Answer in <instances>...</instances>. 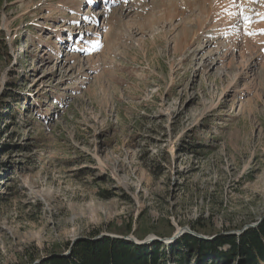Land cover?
Returning <instances> with one entry per match:
<instances>
[{"label": "rangeland", "instance_id": "obj_1", "mask_svg": "<svg viewBox=\"0 0 264 264\" xmlns=\"http://www.w3.org/2000/svg\"><path fill=\"white\" fill-rule=\"evenodd\" d=\"M171 1L0 0V264L262 224L264 0Z\"/></svg>", "mask_w": 264, "mask_h": 264}, {"label": "trees", "instance_id": "obj_2", "mask_svg": "<svg viewBox=\"0 0 264 264\" xmlns=\"http://www.w3.org/2000/svg\"><path fill=\"white\" fill-rule=\"evenodd\" d=\"M202 221L192 226L198 234L205 231ZM190 256L197 257L196 264H234L237 259L241 264H264V220L238 236L202 240L187 234L170 246L162 242L137 245L110 237L85 239L76 242L69 256L52 255L42 264H187Z\"/></svg>", "mask_w": 264, "mask_h": 264}, {"label": "bare ground", "instance_id": "obj_3", "mask_svg": "<svg viewBox=\"0 0 264 264\" xmlns=\"http://www.w3.org/2000/svg\"><path fill=\"white\" fill-rule=\"evenodd\" d=\"M93 1L96 2V0H93ZM198 1L200 2V4L198 5L199 9L202 12L208 14V21H210V22L211 21H217V18H220L222 16V14H223V9L222 8H225L226 7L228 13H230L231 10L234 8L233 3L232 2H228L227 0H218L217 3H215V4L212 1H208V0H198ZM171 2H173L174 6H177V9H178L179 5L177 4V1L172 0ZM112 8H113L112 5H106V7L104 8V11L100 14V16L106 17L108 15L109 11ZM111 11L113 12V10H111ZM120 11H121V14L120 15H122V14H125V15L126 14H129V12H128L129 11V8L123 7ZM114 12H118V11H114ZM234 13H237L236 12V8H234ZM237 18L238 17H236V20H238Z\"/></svg>", "mask_w": 264, "mask_h": 264}, {"label": "water", "instance_id": "obj_4", "mask_svg": "<svg viewBox=\"0 0 264 264\" xmlns=\"http://www.w3.org/2000/svg\"><path fill=\"white\" fill-rule=\"evenodd\" d=\"M251 228H253L254 226H250ZM186 231V233H190V234H193V235H195L196 237H198V238H202V239H204L203 237H200L199 235L200 234H198V233H196V232H194V231H190V228L189 227H184L182 230L181 229H179V230H177L176 231V233L174 234V236L172 237V238H169V239H167L168 240V242H171V241H174L175 239H177V238H179L180 236H182L183 234H184V232ZM103 237H110V238H115V239H117L118 237L120 238V236H110V235H100L99 237H97V238H94V240H100V239H102ZM124 240H127V241H131L132 240V238H124ZM153 241H155V240H150L149 242H153ZM160 241V240H159ZM137 241L135 240L134 241V243H136ZM162 242V241H161ZM74 243H75V241H74ZM73 243V244H74ZM148 242H146V241H143L142 243H139L138 245H145V244H147ZM71 251H69V253H70ZM68 255H70V254H65V255H63V256H68ZM62 256V255H61Z\"/></svg>", "mask_w": 264, "mask_h": 264}, {"label": "snow or ice", "instance_id": "obj_5", "mask_svg": "<svg viewBox=\"0 0 264 264\" xmlns=\"http://www.w3.org/2000/svg\"><path fill=\"white\" fill-rule=\"evenodd\" d=\"M105 2H106V0H105ZM234 6H235V5H234ZM231 15L235 16L236 14H231ZM239 15H240V17H241L242 20H243L244 26L247 28L248 25H249L250 23H252L251 17H249V16H247V15H244L242 11L240 12ZM262 20H264V17H262ZM257 22H259V21H257ZM246 34L249 35V36H253V35H256L257 33H255V32H250V31H249V32H246ZM259 34L264 35V30H261ZM94 46H95V45H94Z\"/></svg>", "mask_w": 264, "mask_h": 264}]
</instances>
